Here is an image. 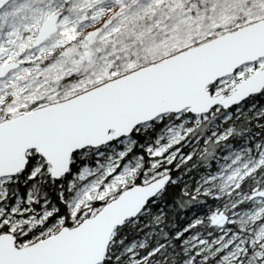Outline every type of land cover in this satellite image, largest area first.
<instances>
[{"label":"snow or ice","instance_id":"1","mask_svg":"<svg viewBox=\"0 0 264 264\" xmlns=\"http://www.w3.org/2000/svg\"><path fill=\"white\" fill-rule=\"evenodd\" d=\"M0 264H264V0H0Z\"/></svg>","mask_w":264,"mask_h":264}]
</instances>
